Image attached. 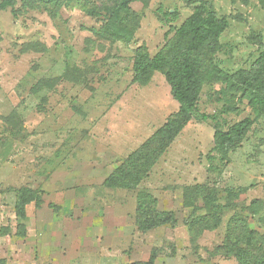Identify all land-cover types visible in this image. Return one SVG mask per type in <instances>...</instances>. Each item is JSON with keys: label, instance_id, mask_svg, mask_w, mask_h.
I'll list each match as a JSON object with an SVG mask.
<instances>
[{"label": "rangeland", "instance_id": "rangeland-1", "mask_svg": "<svg viewBox=\"0 0 264 264\" xmlns=\"http://www.w3.org/2000/svg\"><path fill=\"white\" fill-rule=\"evenodd\" d=\"M10 2L0 6V229L9 230L0 234V258L133 264L153 255V264H238L227 254L236 243L227 236L231 220L246 216L249 229L261 232L245 210L253 199L264 206V118L221 160L214 131L255 117L231 87L203 84L198 114L135 190L103 182L178 110L161 73L132 81L135 51L178 48L177 29L207 3L229 22L213 63L228 74L248 70L264 50V0ZM196 186L203 194L187 191ZM24 191L41 199L39 208L26 207L28 230L14 210ZM139 192L154 197L157 211L173 213L175 224L139 231ZM203 216L220 220L191 233ZM17 223L24 237L15 235Z\"/></svg>", "mask_w": 264, "mask_h": 264}, {"label": "trees", "instance_id": "trees-1", "mask_svg": "<svg viewBox=\"0 0 264 264\" xmlns=\"http://www.w3.org/2000/svg\"><path fill=\"white\" fill-rule=\"evenodd\" d=\"M192 3L191 0H184ZM10 0L3 1L0 6H10ZM125 8L127 5H123ZM175 17L176 15L169 14ZM229 27L226 18L218 17L211 5L200 3L194 12L177 29L176 35L182 41L178 48L169 52L159 51L151 56L146 47H139L133 59V82H143L154 72L161 73L170 87L173 99L178 103V110L157 129L138 149L131 153L119 167H117L103 182L110 189L135 190L142 180L147 178L151 168L168 149L181 130L190 119L197 115V103L202 86L207 81H219L234 89L240 100L246 101L247 106L255 112V117H248L233 123L226 130L214 131L213 152L223 161H228V156L245 139L254 122L264 118V50L254 60L248 70L240 69L228 74L213 63L212 55L220 49L219 38ZM235 112L228 109L227 113ZM205 114L200 115L202 121L211 120ZM202 193L205 187L196 186L187 191ZM207 190V189H206ZM186 196V195H185ZM138 206L137 227L141 232H146L164 225L175 224V216L170 212L156 210V200L151 194L139 192L136 196ZM186 200V197H185ZM208 205L212 201L207 198ZM34 204L35 208L41 205V199L35 193L24 191L16 195L15 217L24 221L26 207ZM264 211L263 203L253 199L246 207L245 212L256 217L261 232L250 230L243 218H234L229 226L228 238L235 236L236 243L230 247L228 255H233L238 264H264ZM217 218L214 223L207 220L206 216L199 217L189 226L192 233L195 230H213L219 223ZM15 235H26L24 223H17ZM7 228L0 229L1 235H7ZM226 244L225 248H228ZM223 247V246H222ZM221 247V248H222ZM154 256L151 255L146 262L133 264H153ZM0 264L6 261L0 258Z\"/></svg>", "mask_w": 264, "mask_h": 264}, {"label": "crops", "instance_id": "crops-1", "mask_svg": "<svg viewBox=\"0 0 264 264\" xmlns=\"http://www.w3.org/2000/svg\"><path fill=\"white\" fill-rule=\"evenodd\" d=\"M28 219H29V218H28V216H27V218H26L25 221H24V222L26 223V228H27V230H28V228H29V227H27ZM26 234H27V231H26Z\"/></svg>", "mask_w": 264, "mask_h": 264}]
</instances>
